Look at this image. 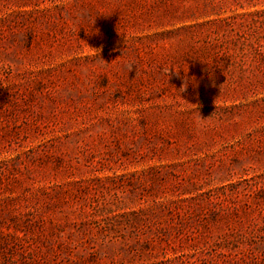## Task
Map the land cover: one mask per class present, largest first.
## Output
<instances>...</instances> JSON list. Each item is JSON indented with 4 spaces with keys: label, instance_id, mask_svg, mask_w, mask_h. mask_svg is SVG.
Listing matches in <instances>:
<instances>
[{
    "label": "rangeland",
    "instance_id": "obj_1",
    "mask_svg": "<svg viewBox=\"0 0 264 264\" xmlns=\"http://www.w3.org/2000/svg\"><path fill=\"white\" fill-rule=\"evenodd\" d=\"M0 264H264V0H0Z\"/></svg>",
    "mask_w": 264,
    "mask_h": 264
}]
</instances>
